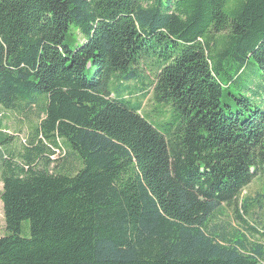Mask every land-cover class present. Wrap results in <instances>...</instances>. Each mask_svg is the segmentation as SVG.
<instances>
[{"label": "trees", "instance_id": "trees-1", "mask_svg": "<svg viewBox=\"0 0 264 264\" xmlns=\"http://www.w3.org/2000/svg\"><path fill=\"white\" fill-rule=\"evenodd\" d=\"M241 77L264 82V0H0V105L44 102L25 165L3 160L0 264H264V244L209 228L264 173V110L235 96ZM112 80L151 87L167 120ZM59 138L73 174L49 169L42 141Z\"/></svg>", "mask_w": 264, "mask_h": 264}, {"label": "rangeland", "instance_id": "rangeland-1", "mask_svg": "<svg viewBox=\"0 0 264 264\" xmlns=\"http://www.w3.org/2000/svg\"><path fill=\"white\" fill-rule=\"evenodd\" d=\"M81 40V38L79 39ZM143 84L149 82L150 73L144 70ZM242 84L233 89L236 97L241 94L254 95L260 101V106L264 110V88L263 81L254 78L246 81L243 77L239 79ZM128 85L131 88L130 95L124 87ZM110 89L116 94L127 95L133 103H140L138 111L152 123H162L169 117L170 106L155 103L152 96V88L145 92V86L140 81L130 80V82H122L118 85L115 80L110 83ZM234 103L230 95L222 97V103ZM43 98L39 97L35 104L25 105L20 103L16 109H7L0 105V175L5 168L4 159L12 164L25 165V156L27 150L31 149L35 144H39L40 136L36 134L39 122L43 118ZM51 151L48 157L51 160L49 169L54 172L73 174L81 167V161L78 155L72 151L68 143L64 139H57V145L49 141H42ZM45 153L42 154V157ZM41 163L35 162L34 166ZM2 183L0 180V192ZM264 193V173L256 176L249 182L240 192L236 201L231 205L222 204L214 213L209 221V228L216 233L226 234L230 236L236 232L246 235V242L249 248L255 244H264V239L258 232L261 229V221L263 219V210H261L255 202V198ZM246 205V212H242V219H237L235 210H241V202ZM254 229V230H253ZM6 234L2 203L0 200V237ZM20 234L23 237L29 236L28 220H23L20 226Z\"/></svg>", "mask_w": 264, "mask_h": 264}]
</instances>
